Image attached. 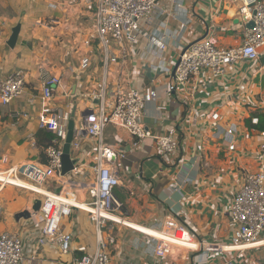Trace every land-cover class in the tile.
<instances>
[{"label": "crops", "instance_id": "obj_1", "mask_svg": "<svg viewBox=\"0 0 264 264\" xmlns=\"http://www.w3.org/2000/svg\"><path fill=\"white\" fill-rule=\"evenodd\" d=\"M50 3L56 6L49 7ZM239 7V0H164L141 22L148 36H140L125 59L108 64L110 88L121 81L139 89H155L156 100L146 103L141 114L149 131L158 135L177 128L180 133L178 149L162 155L153 138H142L134 145L126 130L106 126L104 144L122 154L116 161L120 183L114 194L124 207V218L117 221L126 225L113 223L100 232L114 264L200 261L201 251L181 248L160 260L154 256L152 242L140 231L152 233L148 228L167 216L177 218L194 240L205 245L224 246L231 241L227 209L240 186L241 174L247 170L264 172V132L248 126L253 117L264 123V47L258 60L237 61L216 79L203 71L170 93L166 88L171 75L163 72L161 65L172 69L179 51L202 38L218 48L238 45L246 27L239 19ZM90 14L77 0H0V81L15 70L26 73L23 94L0 105V170L45 160L42 149L47 139L44 144L37 139L41 131L37 116L44 103L39 98L28 103L32 94H39L42 71L61 77L52 102L66 111L75 128L82 127L83 113L93 107L88 94L103 73L99 41L94 39L89 46L80 43L81 35L93 30ZM17 24L18 36L10 47L7 41ZM150 33L156 39L163 37V50ZM111 50L118 57L119 52ZM83 59H87L85 67ZM213 112L219 114L216 121L211 118ZM230 124L238 130L232 151L224 139ZM81 140V149H70L71 159L82 165L80 179L94 154V141L85 136ZM3 157L5 163H1ZM34 199L40 198L15 186L0 189V232L20 235L25 248L23 264H73L77 257L96 251V228L80 209L63 219L64 230L72 235L67 253L55 245L38 246L36 225L15 218L19 212L31 211ZM208 259V264L230 260L233 264H263L264 245L242 255L217 250L210 252Z\"/></svg>", "mask_w": 264, "mask_h": 264}, {"label": "built area", "instance_id": "obj_2", "mask_svg": "<svg viewBox=\"0 0 264 264\" xmlns=\"http://www.w3.org/2000/svg\"><path fill=\"white\" fill-rule=\"evenodd\" d=\"M31 1V0H29ZM164 0H77L82 8L91 11L92 32L81 35L80 43L89 46L97 39L101 47L100 62L103 73L100 80L88 96L93 107L83 113V125L75 128L70 142V149L82 148V136L94 141L92 164L81 179L82 165L73 164V168L61 175V156L67 133L68 116L66 111L52 101L60 87L61 77L41 73L39 94H32L28 103L34 104L39 98L42 105L37 116V128L49 134L48 144L42 149L44 161H28L0 170V189L15 186L40 196L38 211H29L28 218L37 227L36 244L38 246L55 245L62 253H67L72 241L71 233L64 230L63 219L71 215L74 209L84 210L89 221L96 228L97 249L92 254L77 257L73 264H114L106 250V243L100 237L101 229L113 223L123 224L114 217L124 218L123 204L114 194V188L120 183L119 170L116 165L118 156H122L103 142V133L107 125H114L126 130L137 145L142 138L154 139L159 153L172 154L178 149L179 130L172 128L167 133L155 135L141 121V114L146 103L155 101L157 93L154 88L139 89L127 83L117 81L110 88L107 82V67L118 58L125 59L129 47L140 36H148L143 31L141 22L152 10ZM239 19L243 24L253 22L252 28L245 27L240 43L227 48H218L206 38L199 39L182 48L171 69L161 65L163 72L171 75L166 92L174 91L178 84L186 86L191 79L203 71L216 79L223 77L226 68L237 61H253L260 57L264 47V0H239ZM49 7H55L53 3ZM38 24H43L38 22ZM149 36L159 40L163 50L165 43L153 33ZM119 52L118 57L111 50ZM82 67L87 59L81 61ZM26 89V73L23 70L10 72L0 81V105H7L21 96ZM65 91L62 95L66 96ZM216 121L217 112L211 114ZM258 123L256 117L251 118ZM228 150L235 148L233 138L238 130L230 124L225 130ZM33 139V138H32ZM35 147V141H31ZM264 150V143L261 145ZM1 159V163L6 162ZM11 178L19 183H12ZM30 186L31 188L27 187ZM83 198L80 199V195ZM2 206L0 205V213ZM232 237L224 246L205 245L194 240L189 230L177 218L165 217L160 223L148 228L152 233H145L153 244V254L160 260L174 254V249L184 248L200 252L203 255L196 264H208L209 253L213 251L233 252L242 255L246 251L264 245V172L247 170L241 174L239 188L233 194L227 209ZM25 248L20 235L16 232H0V264H23ZM219 263V262H217ZM214 262L213 264H217ZM226 264H233L230 261Z\"/></svg>", "mask_w": 264, "mask_h": 264}, {"label": "water", "instance_id": "obj_3", "mask_svg": "<svg viewBox=\"0 0 264 264\" xmlns=\"http://www.w3.org/2000/svg\"><path fill=\"white\" fill-rule=\"evenodd\" d=\"M247 28H252L253 27V22H248L246 24ZM20 29V25L17 24L16 26H14L12 28L11 34L9 36V39L7 41L8 46L13 47L17 36H18V32ZM262 59H264V57H262ZM73 131H74V122L73 120H69L67 123V133L64 139V144H63V148H62V156H61V175H65L67 174L72 168H73V164L75 161H73L70 157V142L72 140L73 137ZM40 199H34L32 201V207L31 210L32 211H38L39 207H40ZM30 217V213L29 211L25 210L22 212H19L15 215L16 219L19 218H24V219H28Z\"/></svg>", "mask_w": 264, "mask_h": 264}, {"label": "trees", "instance_id": "obj_4", "mask_svg": "<svg viewBox=\"0 0 264 264\" xmlns=\"http://www.w3.org/2000/svg\"><path fill=\"white\" fill-rule=\"evenodd\" d=\"M248 126L250 127V129L254 128L256 130L264 132V123L263 122H258L257 125H253V124L248 123ZM41 136H43V137H41ZM49 138H50V136H48V134L45 133V131H42V130L38 131L37 139H38L39 143L42 142L44 144L45 140L47 139V143L44 144V145H46V144H48ZM263 264H264V262H263Z\"/></svg>", "mask_w": 264, "mask_h": 264}, {"label": "rangeland", "instance_id": "obj_5", "mask_svg": "<svg viewBox=\"0 0 264 264\" xmlns=\"http://www.w3.org/2000/svg\"><path fill=\"white\" fill-rule=\"evenodd\" d=\"M8 179H9V180H12V181H11L12 183H19V182L16 181V180L13 181V179H11V178H8ZM27 187L31 188L30 186H27ZM18 188H19V187H18ZM19 189H22V188H19ZM22 190H24L25 192H27L29 195L32 194V195H35L36 198H40V196H39L38 194H33V193H31V191H27V190H25V189H22ZM178 248H179V247H178ZM181 249L186 250V249H184V248H181Z\"/></svg>", "mask_w": 264, "mask_h": 264}, {"label": "bare ground", "instance_id": "obj_6", "mask_svg": "<svg viewBox=\"0 0 264 264\" xmlns=\"http://www.w3.org/2000/svg\"><path fill=\"white\" fill-rule=\"evenodd\" d=\"M114 218H115L116 220L118 219V220H120V221H121V219H122L121 217H118V216H115Z\"/></svg>", "mask_w": 264, "mask_h": 264}]
</instances>
